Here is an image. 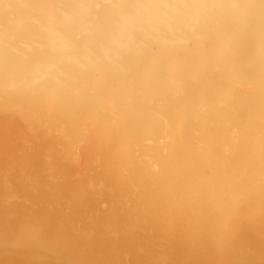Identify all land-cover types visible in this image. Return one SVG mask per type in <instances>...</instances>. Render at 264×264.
Returning <instances> with one entry per match:
<instances>
[{"label": "bare ground", "instance_id": "6f19581e", "mask_svg": "<svg viewBox=\"0 0 264 264\" xmlns=\"http://www.w3.org/2000/svg\"><path fill=\"white\" fill-rule=\"evenodd\" d=\"M0 264H264V0H0Z\"/></svg>", "mask_w": 264, "mask_h": 264}]
</instances>
